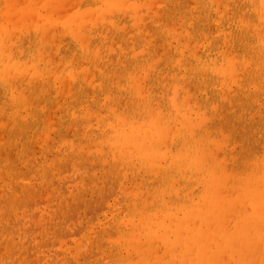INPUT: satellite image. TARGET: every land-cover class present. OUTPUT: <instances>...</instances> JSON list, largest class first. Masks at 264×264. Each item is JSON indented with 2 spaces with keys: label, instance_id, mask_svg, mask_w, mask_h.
Returning a JSON list of instances; mask_svg holds the SVG:
<instances>
[{
  "label": "bare ground",
  "instance_id": "obj_1",
  "mask_svg": "<svg viewBox=\"0 0 264 264\" xmlns=\"http://www.w3.org/2000/svg\"><path fill=\"white\" fill-rule=\"evenodd\" d=\"M16 5L0 264H264V0Z\"/></svg>",
  "mask_w": 264,
  "mask_h": 264
},
{
  "label": "rangeland",
  "instance_id": "obj_2",
  "mask_svg": "<svg viewBox=\"0 0 264 264\" xmlns=\"http://www.w3.org/2000/svg\"><path fill=\"white\" fill-rule=\"evenodd\" d=\"M48 2V0H41V2ZM22 3H24V0H14V4L16 5V7H18L19 5L18 4H22ZM69 9V6L68 7H66V11ZM89 196H90V194H88V199H91V198H89ZM111 202H112V200H111ZM111 214L109 213L108 215H107V217H109ZM17 235H15V239L18 241L19 240V238H17L16 237Z\"/></svg>",
  "mask_w": 264,
  "mask_h": 264
}]
</instances>
